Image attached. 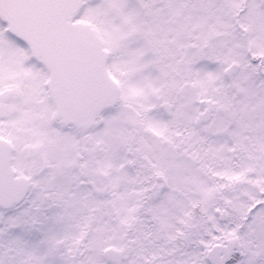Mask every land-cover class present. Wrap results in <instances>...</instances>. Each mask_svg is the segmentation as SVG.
<instances>
[{
    "label": "snow or ice",
    "instance_id": "obj_1",
    "mask_svg": "<svg viewBox=\"0 0 264 264\" xmlns=\"http://www.w3.org/2000/svg\"><path fill=\"white\" fill-rule=\"evenodd\" d=\"M0 264H264V0H0Z\"/></svg>",
    "mask_w": 264,
    "mask_h": 264
}]
</instances>
